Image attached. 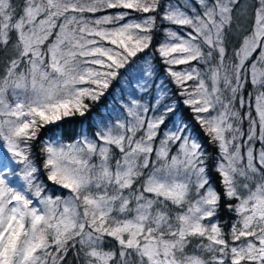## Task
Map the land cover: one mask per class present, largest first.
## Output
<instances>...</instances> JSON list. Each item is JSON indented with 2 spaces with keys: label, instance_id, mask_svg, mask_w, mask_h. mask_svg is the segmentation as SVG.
<instances>
[{
  "label": "snow or ice",
  "instance_id": "6c2138e0",
  "mask_svg": "<svg viewBox=\"0 0 264 264\" xmlns=\"http://www.w3.org/2000/svg\"><path fill=\"white\" fill-rule=\"evenodd\" d=\"M164 24L157 52L218 149L219 188L137 63ZM0 51V264H264V0H0ZM117 79L123 111L64 142ZM51 126L42 168L63 195L32 158Z\"/></svg>",
  "mask_w": 264,
  "mask_h": 264
},
{
  "label": "trees",
  "instance_id": "16d2710c",
  "mask_svg": "<svg viewBox=\"0 0 264 264\" xmlns=\"http://www.w3.org/2000/svg\"><path fill=\"white\" fill-rule=\"evenodd\" d=\"M12 2L14 4H18L20 0H12ZM135 15L138 14L133 13V16ZM165 27H172L175 30V26H171L167 24L158 27V29L153 34L154 38L151 47L148 50H146L144 53H141L139 55V57L137 58V63H143L145 59L151 62L154 69L153 79L155 84L163 85V87L167 89V93L165 96V103L168 104L175 103L177 107V112L175 113V117L183 119L189 125L190 130L196 135L198 141L202 144L203 149L208 154V158H209L208 159L209 174L212 177L214 184L217 186V188H219L220 177L214 171V166L218 159V149L214 144L209 143L208 137L201 130L198 123L192 118L193 114L191 113L190 109L187 106L183 105L182 103L183 97L179 95L180 89L173 82L172 78L168 76L166 70L168 66H166L163 63L162 58L159 56V53L157 52V48L159 44L162 43L166 38L163 30ZM236 43L237 40L235 39L234 45ZM10 54L11 53L9 52L8 55ZM8 55H6L3 51H0V73H2L3 71ZM194 63L196 62H193L192 66L196 67ZM180 67H184V66L181 65L177 66V68L179 69ZM175 68L176 67H173V70H175ZM193 82L194 81H189L188 83L192 84ZM152 91L154 94H156L159 91V89L153 88ZM247 91H252L250 85L247 87ZM122 99H124V96L120 91V80L117 79L116 81H113L108 91L105 93L103 97H101V99L98 102L93 104L89 101H86L91 105L90 111L88 112L86 117L83 118L76 117L71 121L62 122L60 126V130L63 133L62 138L64 142H71L77 136L80 135L82 130L85 131L89 136H91L97 130L98 123L100 122L107 123L108 121H114L115 117L123 111V109L120 106V101ZM249 110L251 109L247 107L245 109H242V111H249ZM253 115H255L254 111H253ZM167 124L168 126L171 125V119H169ZM247 126H248L247 121H245L243 124V128L245 131L247 130ZM53 132H57L59 134L56 126H51L50 128L42 131L40 138L33 144L32 158L35 160L37 165L41 167L39 176L40 179L43 181V183H45V185L47 186V191L49 192V194L63 195L66 194V192L64 190L59 189L57 186L53 185L51 182L47 181L46 174L42 168L44 157L40 153V148L42 147L41 142L47 140L52 135ZM172 152L173 154L176 152V146H173ZM11 179L16 180L18 178L12 177ZM220 218L225 222V226L227 227V225L230 224V222L232 221L233 217L222 207L220 212Z\"/></svg>",
  "mask_w": 264,
  "mask_h": 264
},
{
  "label": "rangeland",
  "instance_id": "374dc122",
  "mask_svg": "<svg viewBox=\"0 0 264 264\" xmlns=\"http://www.w3.org/2000/svg\"><path fill=\"white\" fill-rule=\"evenodd\" d=\"M182 31H184V30H182ZM234 43H235V39H233L231 42H230V47L232 46V45H234ZM195 64V66L198 68V69H200V70H203V71H207V66L206 65H204V64H201V63H194ZM178 66V65H177ZM177 66H173V67H176L177 68ZM180 66V65H179ZM181 66H184V67H180V69L179 68H175V70H177V71H183L185 68H186V65H181ZM188 67V66H187ZM207 78V77H206ZM193 83H195V82H193ZM192 83V84H193ZM213 115H215V112H213L212 113Z\"/></svg>",
  "mask_w": 264,
  "mask_h": 264
}]
</instances>
